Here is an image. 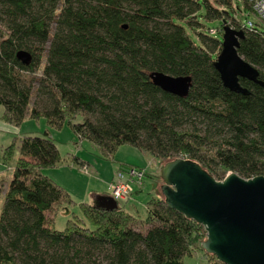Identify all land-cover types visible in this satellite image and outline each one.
<instances>
[{
    "label": "trees",
    "instance_id": "1",
    "mask_svg": "<svg viewBox=\"0 0 264 264\" xmlns=\"http://www.w3.org/2000/svg\"><path fill=\"white\" fill-rule=\"evenodd\" d=\"M202 8L206 20L222 21L219 30L230 20L244 32L238 51L264 81V28L236 15L251 12L246 0H0L2 117L16 126L27 117L55 129L67 122L105 158L131 145L191 159L214 177L218 168L264 175V87L245 78L247 94L224 86L215 68L222 39L206 30ZM156 71L191 76L188 95L154 84ZM20 152L6 189L0 184V264H184L207 236L163 197L145 219L84 202V216L58 230L49 214L76 203L43 173L63 159L58 141L49 130L25 134Z\"/></svg>",
    "mask_w": 264,
    "mask_h": 264
},
{
    "label": "water",
    "instance_id": "2",
    "mask_svg": "<svg viewBox=\"0 0 264 264\" xmlns=\"http://www.w3.org/2000/svg\"><path fill=\"white\" fill-rule=\"evenodd\" d=\"M244 32L224 21L222 49L215 61L224 86L236 93L247 94L240 82L248 79L264 87L259 71L238 48ZM18 57L29 64L31 57L20 52ZM153 83L172 94L186 97L192 77L152 72ZM162 197L165 203L187 218L204 226L207 237L201 247L223 264H264V175L245 178L230 171L218 180L200 163L177 157L165 160L160 167ZM96 205L114 210L118 202L104 195Z\"/></svg>",
    "mask_w": 264,
    "mask_h": 264
},
{
    "label": "rangeland",
    "instance_id": "3",
    "mask_svg": "<svg viewBox=\"0 0 264 264\" xmlns=\"http://www.w3.org/2000/svg\"><path fill=\"white\" fill-rule=\"evenodd\" d=\"M204 14L205 8H202L200 16L201 21L206 25V30L209 31L212 28V31L217 32V36L222 39L223 30H219L222 21L220 19L206 20ZM236 15L244 21L259 22L253 12L239 11ZM228 22L230 23V20ZM3 111L4 107L0 105V175H5V180L0 178V184H2L4 190L17 166L21 155L20 142L25 134L42 135L46 130H49L58 141L63 159L58 166L44 169L43 173L54 177L65 189L66 187L70 188L67 191H70L68 192L76 203L72 205L63 203L58 210H54L49 214L50 217L54 216L56 229H64L68 219L75 218L74 214L83 217L84 213L80 209V204L84 202L96 204L98 202L96 196H94L96 193L106 191L112 196L113 190L111 188L118 180L116 179L118 172L123 169L130 167L143 169L144 177L141 184H134V190L125 195L123 201L118 203V208L121 207L126 212L145 219L150 214V201L153 198L163 196L160 167L165 160L142 152L131 145H122L114 157L106 156L105 158L96 145L88 140H80L67 122L62 129H55L48 125L45 118L36 120L27 117L20 126H16L4 120L2 117ZM15 137L17 138L16 147L12 155L7 157V155L5 156V149L13 142ZM74 155L87 161L89 165L79 166L74 161ZM229 172L230 170L218 168L215 177L222 180ZM73 188L75 190L71 191ZM184 264H220V261L215 255L208 254L202 247H198L191 256L185 258Z\"/></svg>",
    "mask_w": 264,
    "mask_h": 264
},
{
    "label": "built area",
    "instance_id": "4",
    "mask_svg": "<svg viewBox=\"0 0 264 264\" xmlns=\"http://www.w3.org/2000/svg\"><path fill=\"white\" fill-rule=\"evenodd\" d=\"M248 5L251 8V12H253L257 18L259 19V23H261L264 28V0H246ZM251 27L254 26L252 22H249ZM143 169L136 167H130L128 169L120 170L117 174L118 179L114 186L111 188L112 197L116 199L118 203L123 201L125 195L131 193L134 190V184H141V180L144 177Z\"/></svg>",
    "mask_w": 264,
    "mask_h": 264
},
{
    "label": "crops",
    "instance_id": "5",
    "mask_svg": "<svg viewBox=\"0 0 264 264\" xmlns=\"http://www.w3.org/2000/svg\"><path fill=\"white\" fill-rule=\"evenodd\" d=\"M51 178L54 179V177H51ZM108 179H109V178H108ZM54 180H55L56 182H58L56 179H54ZM107 181H108V180H107ZM58 183H59V182H58ZM59 184H60V183H59ZM62 186H63V185H62ZM63 187H64V186H63ZM65 187H66V186H65ZM67 189H70V188H67V187H66V190H67ZM72 190H75V189L73 188V189H71V191H72ZM68 191H69V190H68ZM69 192H70V191H69ZM104 195H109V192L104 191V192H102V193H96L94 196H96V198L99 199L100 196H104ZM109 196H111V195H109ZM91 203H92V202H91Z\"/></svg>",
    "mask_w": 264,
    "mask_h": 264
}]
</instances>
